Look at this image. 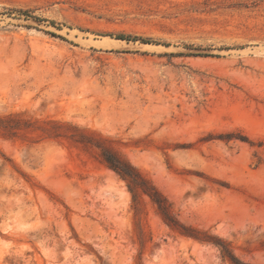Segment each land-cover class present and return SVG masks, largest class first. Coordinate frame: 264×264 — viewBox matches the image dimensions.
<instances>
[{"label":"rangeland","instance_id":"1","mask_svg":"<svg viewBox=\"0 0 264 264\" xmlns=\"http://www.w3.org/2000/svg\"><path fill=\"white\" fill-rule=\"evenodd\" d=\"M0 118V264H264V0H0Z\"/></svg>","mask_w":264,"mask_h":264},{"label":"trees","instance_id":"2","mask_svg":"<svg viewBox=\"0 0 264 264\" xmlns=\"http://www.w3.org/2000/svg\"><path fill=\"white\" fill-rule=\"evenodd\" d=\"M21 12L25 14H29L27 10H20ZM118 38L121 39H127V40H142L143 42H151V39L143 38L140 36H133L129 34H118ZM1 121L9 122L12 119H3L0 118ZM91 138V134H89ZM95 139V138H94ZM101 144L103 143V139L100 138L99 140ZM104 161L108 164L110 168H112L114 171H116L122 178L127 180L129 182V187L132 192L142 191L144 194H147L151 199L158 205L159 209L161 210V213L163 214L166 221L169 222L170 225L174 226L175 228H182L181 230L182 234L204 240L200 237V231H196L195 229H188L186 227H182L173 217L171 216L168 206L166 204V200L163 197V195L153 186L149 183V181L141 175V173L136 170V168L127 160L121 158L118 156L115 152L109 150L108 148L104 149L103 152ZM191 230V231H190ZM206 240V239H205ZM208 241V239H207ZM214 244L219 246L224 254L225 257H228L234 264H244L239 263L237 261L238 259L231 253L230 249L227 247V245L223 241H215Z\"/></svg>","mask_w":264,"mask_h":264}]
</instances>
